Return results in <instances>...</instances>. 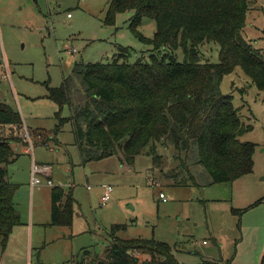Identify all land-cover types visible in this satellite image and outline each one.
<instances>
[{"label":"rangeland","instance_id":"374dc122","mask_svg":"<svg viewBox=\"0 0 264 264\" xmlns=\"http://www.w3.org/2000/svg\"><path fill=\"white\" fill-rule=\"evenodd\" d=\"M107 5L108 0H0V101L22 118L13 129L22 142L12 145L17 156L7 165L17 185L13 202L21 224L4 247L0 244V264H76L103 257L113 236L166 242L182 264H262L264 90L240 67L223 76L220 91L232 96L250 126L239 140L252 142L254 152L251 172L233 182L175 185L165 177L175 165L172 149L159 148V165L146 153L131 164L117 155L82 164L71 124L53 133L57 114L67 117L69 110L59 109L49 89L59 87L76 62L109 61L120 46L133 50L130 62L142 53L148 57L150 46L129 29L133 12L117 13L110 21ZM138 30L151 38L154 20L143 18ZM244 35L264 51V0L252 1ZM218 49L204 43L202 59L217 62ZM175 56L183 60L182 48ZM32 160L50 163L53 186L76 201L71 225L49 226L53 186L41 173L35 174L39 183L32 184ZM104 185L112 192L101 202Z\"/></svg>","mask_w":264,"mask_h":264},{"label":"trees","instance_id":"16d2710c","mask_svg":"<svg viewBox=\"0 0 264 264\" xmlns=\"http://www.w3.org/2000/svg\"><path fill=\"white\" fill-rule=\"evenodd\" d=\"M252 1L108 0L110 21L117 13L133 12L129 29L150 46L148 57L142 53L130 62L133 50L120 46L109 61L76 62L61 85L49 89L59 109L69 110L67 117L57 114L53 133L65 122L71 124L82 164L110 155L131 164L146 153L159 165V148L172 149L175 165L165 177L175 185L233 182L250 173L254 144L239 140L250 126L232 96L221 93L220 83L240 67L252 85L264 90V51L244 35ZM143 18L155 22L151 38L138 30ZM204 43L218 45L217 62L202 59ZM178 48L183 50L182 61L175 56ZM21 125L20 112L0 101L3 247L12 229L21 224L13 202L17 185L7 169L17 156L12 145L22 142L13 129ZM74 204L71 193L53 186L49 226L71 225ZM85 259L76 264H182L166 242L139 237L113 236L103 257Z\"/></svg>","mask_w":264,"mask_h":264},{"label":"built area","instance_id":"2783aa9c","mask_svg":"<svg viewBox=\"0 0 264 264\" xmlns=\"http://www.w3.org/2000/svg\"><path fill=\"white\" fill-rule=\"evenodd\" d=\"M67 16H69V14ZM73 51L74 50H72L71 53H73ZM31 172H32L31 182H32V184H37V183H39L40 180L38 177L35 176V174L41 173V174H44L45 176H49L51 173V166L47 165V164H38V163L36 164L32 160ZM47 184L51 185V186L54 185L53 181L50 178L47 179ZM87 187L89 188V186H87ZM111 192H112V186L111 185H104L102 195L100 197L101 202L107 201L110 197ZM159 198L162 201H166V197L162 192H159Z\"/></svg>","mask_w":264,"mask_h":264},{"label":"crops","instance_id":"0c3cea01","mask_svg":"<svg viewBox=\"0 0 264 264\" xmlns=\"http://www.w3.org/2000/svg\"><path fill=\"white\" fill-rule=\"evenodd\" d=\"M14 133H16V132H14ZM51 138H52V137H50L49 139H51ZM47 143H49V142L47 141ZM18 144H19V143H18ZM50 149L53 150V148H50ZM24 152H27V149H24ZM37 163H38V164H47V165H50V166H51V173H50L49 176H46V177H47V179L50 178V179L52 180V177H51V176H52V171H53V167H52V165H51L50 163H45V162H44V163H43V162H37ZM52 181H53V180H52ZM53 183H54V182H53ZM75 202H76V201H75ZM15 227H16V226H15ZM15 227H14V228H15ZM14 228H13V229H14ZM13 229H12V231H13Z\"/></svg>","mask_w":264,"mask_h":264}]
</instances>
